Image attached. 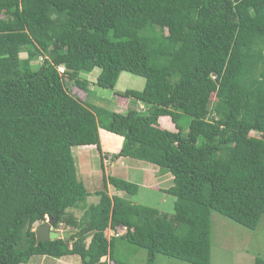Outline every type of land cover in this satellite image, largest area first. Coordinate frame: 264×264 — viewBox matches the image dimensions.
I'll return each instance as SVG.
<instances>
[{"label":"trees","instance_id":"16d2710c","mask_svg":"<svg viewBox=\"0 0 264 264\" xmlns=\"http://www.w3.org/2000/svg\"><path fill=\"white\" fill-rule=\"evenodd\" d=\"M95 68L103 89L122 72L144 78L117 94L133 102L126 113L66 90L64 79L87 91L79 75ZM99 129L122 137L111 159L171 175L172 216L104 175L96 204L74 216L91 193L72 149L101 156ZM213 212L250 231L264 216V0H0V264H131L117 244L146 250V264H210ZM56 215L73 234L37 243L32 228Z\"/></svg>","mask_w":264,"mask_h":264},{"label":"rangeland","instance_id":"374dc122","mask_svg":"<svg viewBox=\"0 0 264 264\" xmlns=\"http://www.w3.org/2000/svg\"><path fill=\"white\" fill-rule=\"evenodd\" d=\"M21 57L25 58V54H21ZM99 73L100 69L98 68H95L90 73H80L79 80L87 81L88 83L84 89L87 91H81L83 89H79L71 81L66 79H64L65 88L70 95L82 102L84 101L87 104L105 109L108 112L119 113L125 108V103H116L115 93H122L127 90L141 91L145 85L144 78L122 72L114 89H103L95 84ZM159 121H163V119L161 118ZM160 126L162 127V123ZM72 154L77 170V178L85 184L87 190L91 193L86 203L80 204V208L78 209L71 210L77 219H81L83 212L89 205L97 202L98 197L94 194V191L102 189L103 175L127 179L130 183H136L138 185L136 194L130 196L121 193L132 204L152 207L163 214L172 216L175 200L172 196L162 191L172 185L171 175L166 174L163 176L158 169H156L155 174L154 171L142 172L138 168H127L128 164L125 165V162L124 165H121L120 162L117 164L108 157L101 159V156L94 146L74 147ZM123 166L126 167L124 168ZM115 192L111 187L110 195ZM211 224L210 264H254L256 257H264V216L255 231L247 230L214 212L211 213ZM38 226V224L35 225L32 231ZM57 230L64 232L61 227ZM124 233L125 230L122 228L115 230L108 229L105 232V236L111 238ZM116 250L121 259L128 263L146 264V250L132 246H122L121 244H117ZM105 260L106 258H103L101 261L104 262ZM30 264H81V262L77 256H67L57 262L35 257L32 258ZM155 264L188 263L157 255Z\"/></svg>","mask_w":264,"mask_h":264},{"label":"crops","instance_id":"0c3cea01","mask_svg":"<svg viewBox=\"0 0 264 264\" xmlns=\"http://www.w3.org/2000/svg\"><path fill=\"white\" fill-rule=\"evenodd\" d=\"M125 92V91H124ZM123 93V92H122ZM117 94L119 93H115V99H116V103H122L124 102L125 103V108L122 109V111H120L119 113H126L128 111V109L130 108L131 104L133 103L130 99L128 98H124V97H121V96H118ZM138 106L142 107V104L138 103ZM160 123H162V126H164L165 128L167 129H171V126L168 125L165 120L163 121H159ZM99 138H100V143H101V150H102V155H101V159L103 158H109L110 160H113L114 162H116L117 164L120 162V164L124 165V162H125V165H127V168H135V169H140V171L142 172H150V171H154V174H155V171H156V168L152 167V166H149L147 165L146 163L144 162H140V161H135V160H132V159H124V158H118V159H111V155L112 154H116L119 152L120 148H121V145H122V137L120 136H117V135H114V134H111L103 129H99ZM73 156V154H72ZM102 161V160H101ZM102 164V162H101ZM147 165V166H145ZM140 166V167H139ZM124 168L126 166H123ZM76 169V168H75ZM127 170V169H126ZM76 174H77V170H76ZM162 174V173H161ZM166 174H163V176H165ZM78 177V176H77ZM107 177V176H106ZM121 179V178H120ZM126 181H128L127 179H124ZM136 184V183H135ZM171 186V185H170ZM169 186V187H170ZM165 190V189H163ZM162 190V191H163ZM98 201V200H97ZM96 204V203H95ZM92 205V204H91ZM42 260L44 259H48V258H40ZM51 260V259H49ZM62 260V259H61ZM61 260H54L53 261H61Z\"/></svg>","mask_w":264,"mask_h":264},{"label":"water","instance_id":"95a60500","mask_svg":"<svg viewBox=\"0 0 264 264\" xmlns=\"http://www.w3.org/2000/svg\"><path fill=\"white\" fill-rule=\"evenodd\" d=\"M58 220V215L51 219H47V221L41 225H39L35 230V241L37 243H44L47 241H54L57 239L66 240L72 232H61L55 228V225Z\"/></svg>","mask_w":264,"mask_h":264},{"label":"built area","instance_id":"2783aa9c","mask_svg":"<svg viewBox=\"0 0 264 264\" xmlns=\"http://www.w3.org/2000/svg\"><path fill=\"white\" fill-rule=\"evenodd\" d=\"M60 71L62 72V69Z\"/></svg>","mask_w":264,"mask_h":264}]
</instances>
